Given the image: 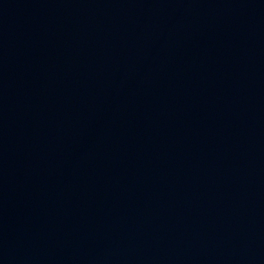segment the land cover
Segmentation results:
<instances>
[{
    "label": "water",
    "instance_id": "water-1",
    "mask_svg": "<svg viewBox=\"0 0 264 264\" xmlns=\"http://www.w3.org/2000/svg\"><path fill=\"white\" fill-rule=\"evenodd\" d=\"M0 264H264V0H0Z\"/></svg>",
    "mask_w": 264,
    "mask_h": 264
}]
</instances>
